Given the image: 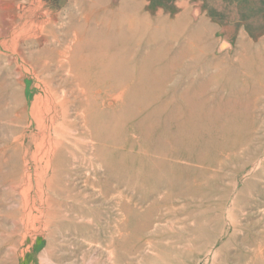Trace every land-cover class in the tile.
Wrapping results in <instances>:
<instances>
[{"label": "rangeland", "instance_id": "1", "mask_svg": "<svg viewBox=\"0 0 264 264\" xmlns=\"http://www.w3.org/2000/svg\"><path fill=\"white\" fill-rule=\"evenodd\" d=\"M0 264H264V0H0Z\"/></svg>", "mask_w": 264, "mask_h": 264}, {"label": "bare ground", "instance_id": "2", "mask_svg": "<svg viewBox=\"0 0 264 264\" xmlns=\"http://www.w3.org/2000/svg\"><path fill=\"white\" fill-rule=\"evenodd\" d=\"M49 44V43H48ZM82 113V112H81ZM54 154V153H53Z\"/></svg>", "mask_w": 264, "mask_h": 264}]
</instances>
